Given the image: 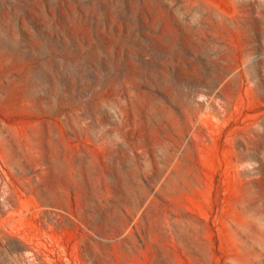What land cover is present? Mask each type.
<instances>
[{
  "label": "rangeland",
  "instance_id": "obj_1",
  "mask_svg": "<svg viewBox=\"0 0 264 264\" xmlns=\"http://www.w3.org/2000/svg\"><path fill=\"white\" fill-rule=\"evenodd\" d=\"M0 264H264V0H0Z\"/></svg>",
  "mask_w": 264,
  "mask_h": 264
}]
</instances>
